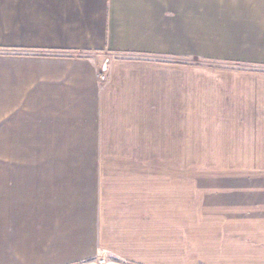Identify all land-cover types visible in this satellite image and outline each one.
<instances>
[{
  "label": "crops",
  "instance_id": "obj_1",
  "mask_svg": "<svg viewBox=\"0 0 264 264\" xmlns=\"http://www.w3.org/2000/svg\"><path fill=\"white\" fill-rule=\"evenodd\" d=\"M105 258L264 264V0H0V264Z\"/></svg>",
  "mask_w": 264,
  "mask_h": 264
},
{
  "label": "rangeland",
  "instance_id": "obj_2",
  "mask_svg": "<svg viewBox=\"0 0 264 264\" xmlns=\"http://www.w3.org/2000/svg\"><path fill=\"white\" fill-rule=\"evenodd\" d=\"M213 126V125H212ZM217 129V128H216ZM218 133H221V131H218ZM217 137V135L214 133V131L211 129H207V125H196L193 126V129H190L189 125H184V153H190L189 150L191 147H186V143H188L190 140L198 139L199 143L194 147L195 153H206L207 149V140L209 138ZM95 264V263H94ZM96 264H129L125 262L115 261L114 259H103L100 260V262Z\"/></svg>",
  "mask_w": 264,
  "mask_h": 264
},
{
  "label": "built area",
  "instance_id": "obj_3",
  "mask_svg": "<svg viewBox=\"0 0 264 264\" xmlns=\"http://www.w3.org/2000/svg\"><path fill=\"white\" fill-rule=\"evenodd\" d=\"M102 79H105V76H102Z\"/></svg>",
  "mask_w": 264,
  "mask_h": 264
}]
</instances>
